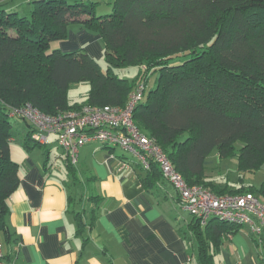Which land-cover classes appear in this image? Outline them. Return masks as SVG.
<instances>
[{
	"label": "trees",
	"instance_id": "1",
	"mask_svg": "<svg viewBox=\"0 0 264 264\" xmlns=\"http://www.w3.org/2000/svg\"><path fill=\"white\" fill-rule=\"evenodd\" d=\"M6 2L0 0L4 236L9 235L8 198L19 184L18 166L9 155L14 122L28 128L23 148L48 145L33 138L35 128L27 120L10 112L26 105L49 116L83 105L123 108L138 83L146 90L133 110V122L155 140L189 186H202L217 196L250 192L264 199V183L259 190L233 189L206 172L213 150L219 160L237 155L239 172L264 167V0H111L105 15H96L97 3L90 0H27L31 9L20 17ZM70 25L100 37L106 70L84 49L64 53L51 48L68 39ZM123 68H135V78L117 75L115 70ZM151 75L155 78L149 88ZM80 83L89 85L85 99L69 101V89ZM61 159L75 176L76 165L65 152ZM142 169L143 185L154 187L162 177L159 167L150 160L149 168ZM76 218L80 221V214ZM191 218L195 262L215 264L213 253L222 238L240 226L215 218L202 225Z\"/></svg>",
	"mask_w": 264,
	"mask_h": 264
},
{
	"label": "crops",
	"instance_id": "2",
	"mask_svg": "<svg viewBox=\"0 0 264 264\" xmlns=\"http://www.w3.org/2000/svg\"><path fill=\"white\" fill-rule=\"evenodd\" d=\"M66 41L64 53L84 49L94 58L103 48L99 36L79 28L69 30ZM27 130L24 122H14L9 155L19 184L8 198L9 235L0 231L6 264H197L192 218L182 216L178 193L163 177L145 187L138 162L99 142L78 151L81 180L62 175L55 163L63 151L55 136L44 149H25ZM243 230L222 238L215 264H264V248Z\"/></svg>",
	"mask_w": 264,
	"mask_h": 264
},
{
	"label": "built area",
	"instance_id": "3",
	"mask_svg": "<svg viewBox=\"0 0 264 264\" xmlns=\"http://www.w3.org/2000/svg\"><path fill=\"white\" fill-rule=\"evenodd\" d=\"M145 90V84L138 83L123 108L83 105L76 110L49 116L26 105L12 110L10 116L27 120L35 128L33 138L41 144H48L49 137L54 135L71 165L78 163L79 149L92 142L129 152L145 170L151 160L177 191L180 206L189 215L199 219L202 225L215 218L228 224L246 226L257 245L264 248V201L250 192L217 196L202 186H189L155 140L137 128L133 122V110L143 99ZM0 264H6L1 244Z\"/></svg>",
	"mask_w": 264,
	"mask_h": 264
},
{
	"label": "rangeland",
	"instance_id": "4",
	"mask_svg": "<svg viewBox=\"0 0 264 264\" xmlns=\"http://www.w3.org/2000/svg\"><path fill=\"white\" fill-rule=\"evenodd\" d=\"M5 1H7L6 5L9 8L11 7L17 12L18 17L27 15L31 9V5L27 2V0H5ZM90 1L97 3V8L95 11L96 15H105L110 12V6L108 5V3L111 0H90ZM76 28H78V26H75V25L69 26V30L76 29ZM72 40L73 39H70V41ZM63 42H67V41H63ZM51 48L59 49V50L62 49L63 48L62 42L53 43ZM75 51H78V50L73 49L70 52H75ZM94 59L100 65L102 70H106L103 49H101L100 55L98 57H94ZM115 72L120 77H124L129 80H132L135 78L137 71L135 68H123V69H116ZM154 78H155L154 75L150 76L149 81H148L149 88L153 86ZM88 89H89V85L86 83H80V84L72 86L68 91L69 101L77 102V103L82 102L85 99ZM113 149L116 153H120L121 155H123L125 160L129 162H134V161L137 162L135 157L129 152H126L118 147H114ZM59 152H62V150ZM54 158H55V155L52 152V154H50V162L55 163L56 159ZM55 165L56 167L60 168V173L62 175H64V173L66 172L68 177L69 176L72 177L71 175H69V172L66 170L65 165L63 164V161L61 159L58 158V162L55 163ZM80 171H81V167H79L78 170L75 171V176H77L78 177L77 179L79 180L82 179ZM206 172L208 173L210 178H212L213 181H215L217 184L224 185V186L226 185L229 188H233V189L253 188V189L259 190L261 185L264 183V167L252 173L251 172H239L237 155L230 157V158L219 160L218 155L215 150H213L210 153V155L207 157ZM68 179H65V180H68ZM82 182L84 183V181ZM256 196L261 199L260 194H256ZM181 212H182V216L184 217L189 216L187 211L182 210ZM246 228H247L246 226L241 227L242 230L244 229L243 231H245Z\"/></svg>",
	"mask_w": 264,
	"mask_h": 264
}]
</instances>
